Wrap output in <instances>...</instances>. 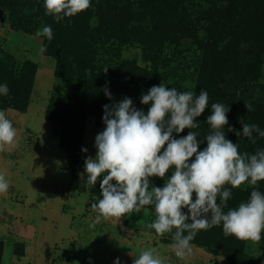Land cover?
I'll return each mask as SVG.
<instances>
[{"label": "rangeland", "instance_id": "374dc122", "mask_svg": "<svg viewBox=\"0 0 264 264\" xmlns=\"http://www.w3.org/2000/svg\"><path fill=\"white\" fill-rule=\"evenodd\" d=\"M91 2L86 12L58 23L46 14L44 0H0V85L9 88L7 95L0 94V110H8L7 118L17 130L15 145L0 152V174L13 179L12 194L3 193L9 200L0 201L4 205L0 206V264H115L117 258L121 264H133L148 248L157 249L165 264H264V234L258 242L244 241L226 236L222 225L214 226L199 231L191 242V254L180 258L171 248L172 234L161 236L147 227L156 218L151 206L138 214L101 217L97 222L99 213L91 206L102 198L103 176L91 186L85 172L86 159L97 155L95 138L106 127L104 106L127 97L147 113L150 105L142 104L141 98L152 84L196 95L207 91L208 109L197 118L199 128L192 129L198 140L211 132L207 124L211 105L222 103L230 108L224 129L227 139L238 143L242 154L264 150V137L256 132L255 143L227 132L230 127L242 133L241 120L264 131V0ZM93 17L98 20L94 27L90 26ZM45 25L52 28L51 41L36 35ZM41 46L46 48L43 53ZM207 61L212 63L208 69ZM121 62L152 71L156 81L120 83L121 74L113 72ZM54 98L63 110L59 121L64 148L46 118ZM29 111L46 119V126L25 133L14 115L28 113L26 128L32 131L39 123ZM76 120H81L80 134ZM189 131L173 136L179 139ZM53 137L58 140L55 161L60 182L49 179L53 166L45 155L53 152V146L47 142L41 143L39 153L32 151L27 166L15 168L13 147L27 152L38 140ZM205 147L206 140L199 150ZM165 182L150 178V185L156 187ZM256 188L264 193V182ZM251 191L248 186L231 189L223 211L247 202ZM184 212L190 215L188 209Z\"/></svg>", "mask_w": 264, "mask_h": 264}, {"label": "clouds", "instance_id": "9594fccd", "mask_svg": "<svg viewBox=\"0 0 264 264\" xmlns=\"http://www.w3.org/2000/svg\"><path fill=\"white\" fill-rule=\"evenodd\" d=\"M46 14L56 22L86 12L92 7L91 0H44ZM98 25L93 17L90 26ZM37 36L53 39L50 26H42ZM41 53L46 48L41 46ZM108 70L105 71V73ZM7 84L0 85V94L7 95ZM105 94L112 99L111 93ZM141 102L150 105L147 113L133 106L130 98L119 103L105 105L104 130L97 134L95 147L97 155L85 161L87 185L100 183L102 198L92 204L100 218H122L130 213H141L151 206L155 220L147 227L158 235L172 234L171 248L175 255L184 258L193 249L192 241L201 230L222 225L226 236L239 240L258 242L264 234V193L257 190L258 182H264V150L255 154L241 153L239 144L227 139L224 129L229 124V107L222 103L211 105L212 114L207 117L211 132L204 140L207 147L199 150L204 140H198L197 118L208 109L209 96L202 89L199 95L191 91H178L163 83L153 86L142 95ZM248 111L251 105L246 104ZM8 110H0V152L16 143L17 130ZM242 133L234 128L240 137L255 143L253 132L264 137L257 125L243 120ZM190 131L186 136L174 138L173 133ZM87 152V149H82ZM171 171L170 179H166ZM165 179L164 186L150 185V178ZM115 182V183H114ZM231 189L252 187L250 199L238 207L223 211L230 199ZM10 182L0 174V194L9 190ZM195 200L193 201V195ZM184 209H188L185 214ZM209 213L210 218H209ZM94 227V225H92ZM175 230V231H173ZM115 264H121L119 258ZM133 264H165L157 249L142 250Z\"/></svg>", "mask_w": 264, "mask_h": 264}, {"label": "trees", "instance_id": "16d2710c", "mask_svg": "<svg viewBox=\"0 0 264 264\" xmlns=\"http://www.w3.org/2000/svg\"><path fill=\"white\" fill-rule=\"evenodd\" d=\"M211 60L212 59H209L208 61L211 62ZM208 61H207V69L208 67L211 66L210 64H212V63H209ZM114 73L121 74L120 83H124V82L126 83V81H128L129 83L130 81H133L135 79H142L144 83H148V85H150L152 81H156V78L155 76H153L152 71H147L140 67H137L134 63H125V62L118 63L113 74ZM204 76H209V72L207 74L205 73ZM204 82L206 81L204 80ZM153 86L154 85L152 84L150 88H152ZM62 112L63 110L61 108V104L59 100L54 98L53 101L51 102V105L48 107L46 111V118L51 123L52 131L61 140V147L64 148L63 127L62 125H60V121H59V118L61 117ZM74 124H75V129L77 130V133L80 134L81 120H76ZM2 245H3V241H0V246Z\"/></svg>", "mask_w": 264, "mask_h": 264}, {"label": "crops", "instance_id": "0c3cea01", "mask_svg": "<svg viewBox=\"0 0 264 264\" xmlns=\"http://www.w3.org/2000/svg\"><path fill=\"white\" fill-rule=\"evenodd\" d=\"M32 110V109H31ZM37 112V111H36ZM40 112V111H39ZM29 113H30V111H29ZM30 114H32L33 115V113L31 112ZM15 116V119H18L19 120V123L23 126V128H24V130H25V133H33V131L34 130H39L40 129V125L42 126V127H44V126H46V119H44V121H43V117H42V119H40V116H36V117H34V115H33V117L35 118V121L37 120V123H39V127H37V128H34V129H32V131L31 130H29L28 128H26V124L28 125V123H29V119H28V113L26 114V115H24V117L23 116H21V115H14ZM45 118V117H44ZM20 125V126H21ZM50 141V142H49ZM49 141H45V140H38L37 141V143L35 144V146H33L32 147V150H29V151H27V152H25L27 149H21L19 146H16V147H13V152H16L17 154H16V163H15V168H18V166L20 165V164H22L23 166H27V160H28V158L30 157V159H32V151L34 150L35 151V153H39V147H40V145H41V143H43V142H47V144H51L50 146L52 147L53 146V152L52 153H47L46 155H45V159H47V161H48V163L49 164H51L53 167H52V170H53V175L49 178V179H51V181H52V183H54L57 179H59L57 182H60V179H61V172H60V167H59V165L56 163V161H55V156L57 155V152H56V147H55V143L58 141L56 138H54L53 137V139L52 140H49ZM51 142H53V143H51ZM59 143V142H58ZM59 150V149H58ZM55 153V154H54ZM29 154H31V156L29 155ZM36 155H38V154H36ZM39 156V155H38ZM32 165H33V163H32ZM33 170V168L31 167V171ZM14 172V171H13ZM56 179V180H55ZM9 182H10V187H9V190L7 191L8 192V194L9 195H11L12 194V182H13V179H10L9 180ZM60 186V185H59ZM1 199L3 200V202L4 201H8L9 199L8 198H6L5 197V195H3V194H1L0 195V201H1ZM11 200H12V198H11ZM0 206H4L3 205V203L2 204H0ZM44 219H46V218H44ZM0 241H2V240H0ZM14 264H16V263H14Z\"/></svg>", "mask_w": 264, "mask_h": 264}]
</instances>
